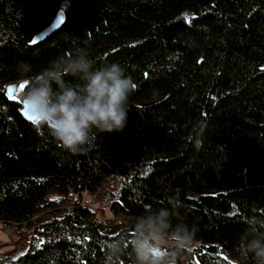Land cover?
Segmentation results:
<instances>
[{
	"label": "trees",
	"instance_id": "obj_1",
	"mask_svg": "<svg viewBox=\"0 0 264 264\" xmlns=\"http://www.w3.org/2000/svg\"><path fill=\"white\" fill-rule=\"evenodd\" d=\"M77 50L119 63L136 91L124 130L73 155L22 115L20 98L29 77ZM147 206L197 226L178 264H233L243 220L264 213V0H0V222L33 227L0 264H105V242Z\"/></svg>",
	"mask_w": 264,
	"mask_h": 264
},
{
	"label": "clouds",
	"instance_id": "obj_2",
	"mask_svg": "<svg viewBox=\"0 0 264 264\" xmlns=\"http://www.w3.org/2000/svg\"><path fill=\"white\" fill-rule=\"evenodd\" d=\"M18 71L26 76L32 69L20 63ZM29 79L24 99L35 104L41 124L73 155L89 151L100 133L121 132L127 125L136 85L119 63L98 65L77 50L57 56ZM174 215L173 208L147 206L128 231L105 242V264H120L124 256L131 264H178L180 256L194 251L198 228L174 224ZM243 223L233 264H264V213L253 212Z\"/></svg>",
	"mask_w": 264,
	"mask_h": 264
},
{
	"label": "rangeland",
	"instance_id": "obj_3",
	"mask_svg": "<svg viewBox=\"0 0 264 264\" xmlns=\"http://www.w3.org/2000/svg\"><path fill=\"white\" fill-rule=\"evenodd\" d=\"M198 190L189 192L191 194H197ZM82 203L90 206L91 208L97 210V216L101 219L112 218L113 214L110 209L103 208V210H99L98 204L92 202L90 196L88 194H83ZM33 227H29L24 229L22 232L16 234L12 231L6 229L2 223L0 222V254L9 250L17 249L21 252L24 248V243L28 239L31 234ZM180 259L186 263V256L183 255Z\"/></svg>",
	"mask_w": 264,
	"mask_h": 264
},
{
	"label": "water",
	"instance_id": "obj_4",
	"mask_svg": "<svg viewBox=\"0 0 264 264\" xmlns=\"http://www.w3.org/2000/svg\"><path fill=\"white\" fill-rule=\"evenodd\" d=\"M62 22V13H58L54 16V18L43 26L34 36V41H40L45 38L47 35L56 30ZM17 89V83L11 82L6 85V93L8 96H12ZM21 108L20 111L22 115L30 120L36 121L37 119H41V114L37 110L35 104L30 103L26 99H24L23 95L20 98Z\"/></svg>",
	"mask_w": 264,
	"mask_h": 264
},
{
	"label": "snow or ice",
	"instance_id": "obj_5",
	"mask_svg": "<svg viewBox=\"0 0 264 264\" xmlns=\"http://www.w3.org/2000/svg\"><path fill=\"white\" fill-rule=\"evenodd\" d=\"M33 44H35V41H33ZM22 87H23V85H22Z\"/></svg>",
	"mask_w": 264,
	"mask_h": 264
}]
</instances>
